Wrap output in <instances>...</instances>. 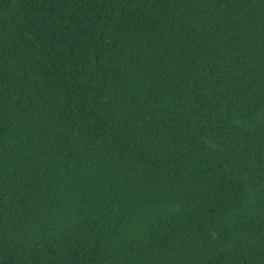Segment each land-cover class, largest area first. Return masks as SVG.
<instances>
[{"label": "trees", "instance_id": "obj_1", "mask_svg": "<svg viewBox=\"0 0 264 264\" xmlns=\"http://www.w3.org/2000/svg\"><path fill=\"white\" fill-rule=\"evenodd\" d=\"M0 264H264V0H0Z\"/></svg>", "mask_w": 264, "mask_h": 264}]
</instances>
